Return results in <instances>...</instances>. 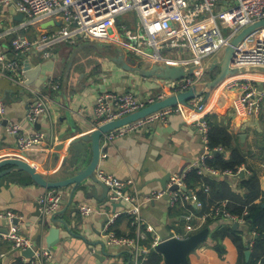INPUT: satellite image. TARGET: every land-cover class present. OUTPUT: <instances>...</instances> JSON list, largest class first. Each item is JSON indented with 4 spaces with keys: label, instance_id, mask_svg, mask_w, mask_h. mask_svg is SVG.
Returning <instances> with one entry per match:
<instances>
[{
    "label": "crops",
    "instance_id": "0c3cea01",
    "mask_svg": "<svg viewBox=\"0 0 264 264\" xmlns=\"http://www.w3.org/2000/svg\"><path fill=\"white\" fill-rule=\"evenodd\" d=\"M18 16L13 7H0V33L8 27L17 25L21 21L17 19ZM37 33L38 30L32 28L21 35L30 36L29 39H32ZM9 40L11 39L9 38ZM89 44H91L90 54L84 55V51L79 53L67 76L65 73L70 55L59 52V49H65L66 53L69 52V48H66L65 45L55 47L51 51L53 57L50 59H43L41 55L34 53L28 58L31 67L40 66L35 86H39L42 81L50 77L62 78V91L58 100L61 106L54 104L47 118L38 123L39 128L24 120L28 95L9 81L0 80V98L3 99L6 106L7 120L20 124L24 133L40 130L47 132L49 137L44 147H35L20 153L16 148L15 137L6 131L7 120L0 119V161L5 159L22 160L35 167L37 173L45 179L57 181L61 178L59 171L65 152L61 151L56 161L57 154L54 151L64 142L68 143L92 133L94 130L93 110L97 95L105 92L123 95L131 91L139 101L144 102L148 97L156 99L162 92L171 93L178 83V81L155 77L144 78L138 73L124 71L112 62L115 53L104 52L97 43ZM98 44L121 49L125 59L134 61L136 65L142 62L135 61V58L124 49L123 44ZM182 55L188 56L186 53ZM142 63V68L145 69L154 65L153 63ZM235 81L252 83L257 90L256 99L259 98L258 93L264 92V74L262 73H244L228 78L213 91L208 101L204 102L203 100L204 111L201 113L192 111L174 113L168 117L166 123L156 121L147 123L111 142L102 138L98 169L118 180H132L134 191L138 193L141 200L152 192L163 191L161 181H166L169 178L165 186L167 188L172 177L178 176L180 173L186 175L195 162L200 159L203 147L196 123L209 116L214 122L228 129L234 138L233 145L240 147L245 163L237 174L206 175L212 177L216 182H225L231 193L243 197L246 193L241 184L243 180L254 174L259 180L260 189V197L256 203L264 202V98H261L249 113L246 109L235 113L233 101L240 94L237 88L230 87V84ZM132 189H129L130 192ZM46 190L36 185L27 173L16 170L0 179V212L9 211L15 214L17 218L14 223L19 228V233L34 244L40 237V247L42 248H46L47 231L43 229L39 217L34 214L37 201ZM61 191L64 198L55 220L65 221L75 234L80 233L81 228V232L90 241L105 243L103 232L108 217H113L123 211V206L118 204L117 207H112L107 198L101 199L105 193L100 186L95 187V195L100 200L74 195L69 206L67 205L71 188ZM204 191L208 194V190ZM213 202L219 204L228 201L218 202L216 198ZM84 205L92 207L94 213L81 216L79 208ZM200 212L201 209L182 199L171 206L169 194L144 203L140 213L144 226L151 230L146 246L151 247L154 239H157L159 243L171 238L186 239L205 230L207 231L206 240L188 254L187 264H236L237 250L231 241L225 239L219 242L225 250L221 256L218 253L220 247L216 245L212 237L215 231L233 224L224 220L205 218L206 213L202 215ZM190 214L192 217L187 220L186 217H189ZM208 220H211L210 223ZM54 227L59 228L63 236H68L59 222H56ZM238 228L243 233L244 241L251 246L254 233L249 230L247 225H238ZM110 230L117 236L134 235L130 220L123 215L114 219ZM0 231L6 233L7 226L0 223ZM73 245L69 252L55 255L52 264H77L79 257L76 254L82 248L76 240H73ZM95 249L100 251L101 247L96 246ZM105 252L110 257H104V254L99 255L104 260V264H130L128 251L121 247H111L105 244ZM24 259L26 258L21 252L12 250L9 242L0 238V264H24ZM94 262V264H100L95 259Z\"/></svg>",
    "mask_w": 264,
    "mask_h": 264
},
{
    "label": "built area",
    "instance_id": "2783aa9c",
    "mask_svg": "<svg viewBox=\"0 0 264 264\" xmlns=\"http://www.w3.org/2000/svg\"><path fill=\"white\" fill-rule=\"evenodd\" d=\"M0 7H13L15 13L22 16L17 25L8 27L0 33V80L9 81L28 95L24 120L32 126L46 119L54 104L61 106L58 100L62 91L61 77L45 79L39 86L26 85L23 62L33 56V53L41 55L43 59H50L53 57L51 51L59 45L76 48L81 42L112 44L116 42L110 38L116 37L117 41H120L119 44H123L124 49L135 60L184 69L185 77L178 81L173 91L162 92L156 99L148 97L141 102L131 91L123 95L113 92L97 95L93 110L94 130L202 83L207 74L205 70L207 63L221 55L244 28L264 20V0H0ZM128 12L135 14L131 23L120 20V16ZM48 22L53 23V26L41 30V25ZM32 28L38 30L34 38L28 39L21 35ZM49 28L52 29L47 30ZM224 30L228 32L226 36L222 34ZM184 53L188 54V57L180 58ZM243 67H264V27L249 33L234 48L230 68ZM189 69L193 71L190 75L187 74ZM230 87L240 91L239 96L233 101L235 113L242 109L249 113L254 105L264 98V92L258 93L259 98H255L257 90L248 81H235ZM188 111L203 112V98L188 101L185 105L164 108L115 129L105 134L103 138L111 142L131 133L139 126L154 121L166 123L171 114ZM0 119L7 120L6 106L2 98ZM196 127L203 154L191 169H196L198 175L228 174L229 172L220 173L205 165L206 160L213 154L208 143L209 125L205 120H201L196 123ZM6 131L15 137L16 148L20 153L35 147H44L49 140L47 132L39 130L24 133L20 124L9 120L6 122ZM185 176L183 174L172 177L165 190L152 192L141 200L134 191L132 180H118L97 168L95 177L108 189L107 201L123 206V211L108 217L103 232L105 244L127 250L130 264H142L150 251L159 244L157 239H154L151 247L146 246L151 230L144 226L140 213L144 203L169 194L171 206L182 199L202 209L194 192L186 188ZM174 185L178 189L175 192L170 191ZM183 187L191 193L190 196L182 191ZM202 187L208 190L207 186ZM130 188H133L131 192ZM63 198V192L59 189L46 190L37 201L39 220L43 222L57 213ZM226 205V202L215 204L204 217L245 225L246 210L238 217L231 214ZM92 213L94 211L88 205L79 208V214L83 217ZM121 215L130 220V225L134 229L133 236H116L110 230L114 219ZM191 217L190 214L186 219L190 220ZM16 218L12 212H0V223L7 226L6 233L0 231V238L9 242L12 250L21 253L26 250L32 251V256L24 259V264H52L53 255L47 248L34 247L30 239L19 233V228L14 223Z\"/></svg>",
    "mask_w": 264,
    "mask_h": 264
},
{
    "label": "water",
    "instance_id": "95a60500",
    "mask_svg": "<svg viewBox=\"0 0 264 264\" xmlns=\"http://www.w3.org/2000/svg\"><path fill=\"white\" fill-rule=\"evenodd\" d=\"M22 18L21 15L17 17L20 21ZM57 26L59 24H56ZM53 26V23H43L41 25L42 29ZM264 27V20L258 21L246 28H244L230 43L228 47L225 48L223 53L214 59H212L206 65L207 74L217 72L214 78L210 80H205L197 85H194L185 92L170 95L169 97L156 101L155 103L134 112L122 119L107 123L93 130L89 135L82 136L79 139H74L68 143H63L56 147L55 153L56 161L58 160L59 153L64 151V157L61 164L59 174L61 178L57 181H50L42 177L37 173L35 167L30 166L26 162L19 159H5L0 161V179L13 170L27 173L32 181L44 188V189H66L71 188L68 205L71 203L74 195H83V197L89 199L94 198L100 200L95 195V187L100 186L103 188L104 195L101 199L107 198L108 189L95 177V171L98 168L100 151H101V139L103 136L115 129L121 128L128 124L134 123L140 119H143L159 110L164 108L174 107L177 105H185L188 101L203 98L204 102L208 101L213 91H215L219 86H221L224 81L228 78L241 75L244 73H262L264 74V67H243L239 69L230 68V63L234 54V48H236L242 40L252 31L257 28ZM91 46V44L86 43L83 46L77 48L75 54L70 59L65 75L67 76L70 71L76 54L79 51H82L84 48ZM112 62L123 69L124 71L135 72L141 75L144 78H158L168 81H179L185 77V71L182 67H170L164 65H153L149 69L142 68L143 63H136L130 59H125L124 53L121 49L115 50V56L112 58ZM24 76L26 79V85H32L37 80V77L40 72V66L31 67L28 60H24ZM192 69L187 71V74H192ZM36 127L39 128L40 125L36 124ZM218 151L214 152L217 154ZM182 173L179 174L181 176ZM169 178L165 181H161L162 189H166V184ZM178 189L176 185L170 188V191L175 192ZM183 192H186L189 196L191 193L187 191L186 188H182ZM118 204H111L112 207H117ZM196 207V206H195ZM55 213L48 220L40 221L43 229L47 231L45 237V247L52 253L55 260V255L61 252H69V249L73 248V240H76L80 243L82 248L77 252L76 256L79 257V262L77 264H94V259L100 264H104V260L99 256L104 254V257H110L109 254L105 252V243L102 241H90L89 238L81 232L75 234L73 233L68 224L63 220H55ZM34 216L39 217V206L36 205V212ZM56 222H59L60 225L64 228L65 232L68 234L67 237L61 234V230L56 226ZM234 229L238 228V224H233ZM207 237V231L203 230L197 234H194L186 239H177L171 238L162 243H159L155 247V251L159 253L164 260V264H187V256L190 252L194 251L200 244H202ZM96 246H100L101 250H96ZM34 247H40V237L37 238ZM74 249H76L74 247ZM95 249V251H94ZM218 250V248H216ZM74 251V250H72ZM77 251V250H76ZM23 257L30 258L32 256L31 250H26L22 252ZM245 261L247 262L250 258V250L245 252ZM91 260V261H90ZM93 261V262H92Z\"/></svg>",
    "mask_w": 264,
    "mask_h": 264
},
{
    "label": "trees",
    "instance_id": "16d2710c",
    "mask_svg": "<svg viewBox=\"0 0 264 264\" xmlns=\"http://www.w3.org/2000/svg\"><path fill=\"white\" fill-rule=\"evenodd\" d=\"M83 51L85 54L91 52V46L84 48ZM216 74L217 72L206 74L204 79H208V77L212 79ZM204 120L209 125L208 143L210 150L213 152L212 157L206 160L205 165L220 173L237 174L240 167L245 163L240 147L233 145L234 138L227 128L217 124L209 116L205 117ZM216 151L218 153L214 154ZM184 182L186 188L194 192L196 199L202 205L200 212L202 215L207 214L210 208L215 205L216 202L213 201L216 198L218 202L227 200L226 209L235 216H242L244 210L247 212L244 219L245 225L254 233L252 245L249 246L244 241L243 233L239 228L233 229L232 226H227L215 231L212 236L216 245L220 247L219 255L222 256L225 253L219 242L229 239L237 250L236 264H264V202L256 203L260 197L257 176L253 174L243 180L241 187L246 193L243 197L231 193L225 182H216L206 174L198 175L196 169H191L186 173ZM202 185L209 187L208 194L204 191ZM210 221L208 220L209 223ZM247 250H250L251 255L246 262L244 254ZM142 264H163V259L159 253L151 250Z\"/></svg>",
    "mask_w": 264,
    "mask_h": 264
},
{
    "label": "rangeland",
    "instance_id": "374dc122",
    "mask_svg": "<svg viewBox=\"0 0 264 264\" xmlns=\"http://www.w3.org/2000/svg\"><path fill=\"white\" fill-rule=\"evenodd\" d=\"M134 18H135V14L133 13V12H128V13H126V14H124V15H122V16H120V20L121 21H124V22H127V23H131V21L133 20L134 21ZM224 36H226L227 34H228V32H227V30H224L223 31V33H222ZM29 38H31L30 36H28V39ZM120 41L118 40L116 43H119ZM84 43H79V46H81V45H83ZM63 45V44H62ZM97 45H99L100 46V48L104 51V52H107V53H115V48L113 47V46H109V45H105V44H98L97 43ZM65 47L66 48H69V52H67L66 53V50L65 49H59V52L60 53H62V54H68V55H70V58H72L73 57V55L75 54V51H77V49L76 48H74V47H70V46H67V45H65ZM79 49V48H78ZM118 49V48H117ZM122 51V50H121ZM81 52H83V50L82 51H79L77 54H76V56L79 54V53H81ZM123 52V51H122ZM124 53V52H123ZM87 54H90V52L89 53H86V54H84V55H87ZM64 55V56H65ZM130 56V55H129ZM188 56H181L180 58H182V59H185V58H187ZM70 58H69V60H70ZM136 61V60H135ZM206 81L207 80H210V78L208 77V79H205Z\"/></svg>",
    "mask_w": 264,
    "mask_h": 264
},
{
    "label": "bare ground",
    "instance_id": "6f19581e",
    "mask_svg": "<svg viewBox=\"0 0 264 264\" xmlns=\"http://www.w3.org/2000/svg\"><path fill=\"white\" fill-rule=\"evenodd\" d=\"M111 40H114V41H116V42H117V38H116V37H114V39H113V38H111Z\"/></svg>",
    "mask_w": 264,
    "mask_h": 264
}]
</instances>
